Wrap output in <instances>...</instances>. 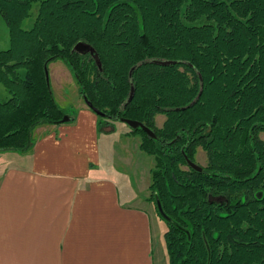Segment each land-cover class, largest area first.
<instances>
[{"label":"trees","instance_id":"1","mask_svg":"<svg viewBox=\"0 0 264 264\" xmlns=\"http://www.w3.org/2000/svg\"><path fill=\"white\" fill-rule=\"evenodd\" d=\"M0 13L11 96L0 103V153H28L37 127L76 120L46 75L63 60L105 114L99 131L127 119L156 135L131 131L155 157L148 201L168 227L170 264H264V0H0ZM198 147L209 161L201 172L187 163Z\"/></svg>","mask_w":264,"mask_h":264},{"label":"crops","instance_id":"2","mask_svg":"<svg viewBox=\"0 0 264 264\" xmlns=\"http://www.w3.org/2000/svg\"><path fill=\"white\" fill-rule=\"evenodd\" d=\"M54 73L57 89L60 76L72 79ZM90 110L36 128L28 153H0V264H170L156 208L104 163L110 134Z\"/></svg>","mask_w":264,"mask_h":264},{"label":"rangeland","instance_id":"3","mask_svg":"<svg viewBox=\"0 0 264 264\" xmlns=\"http://www.w3.org/2000/svg\"><path fill=\"white\" fill-rule=\"evenodd\" d=\"M37 12L38 6L35 5L32 11H30V19L27 20L24 24L26 29H29L32 26L33 21L37 16ZM9 48V29L0 13V51H5ZM82 54H90L96 57V54H94V50L93 52L87 51ZM56 67H61L65 69L68 73L70 71L72 76V79H66L64 76H60L61 87H59V89L55 87L53 77L55 76L54 68ZM48 70L50 71L49 81L54 99L63 111H65L66 113H71V115L68 114L69 116H74L79 114L80 109L82 107L88 108L85 101L80 95L79 85L77 84L74 75L67 63L60 59L55 60L54 62L48 65ZM10 97V93L0 83V103L7 101L8 99H10ZM160 115H157L156 117L159 118L155 120L157 126L159 128H162L163 124L166 121V116ZM96 116L97 118L99 117L98 115ZM108 123L109 125L101 127L100 131L98 130V133L100 134H110V137L104 140V146H106V148H104L103 153L104 163H107L108 161L115 171H119L123 178L128 179V182H135V187L139 189L143 196L148 195V197H150L151 185L153 183V169L155 167V157L149 156L141 150V136L139 134H131V131L133 129H131L127 124L119 120H108ZM51 125L52 124H43L40 126L51 128ZM261 138L264 140V133L261 134ZM195 163L203 168H206L209 165L208 156L202 147H198L196 150ZM183 168L185 170L188 169V167ZM149 202L151 201L149 200ZM152 205L154 206V208H156L153 202ZM155 225L156 242H165L164 235L168 227L166 223L160 217L157 216V213H155ZM164 246L166 247V243H164Z\"/></svg>","mask_w":264,"mask_h":264},{"label":"water","instance_id":"4","mask_svg":"<svg viewBox=\"0 0 264 264\" xmlns=\"http://www.w3.org/2000/svg\"><path fill=\"white\" fill-rule=\"evenodd\" d=\"M74 50H76V51H78V52H80V53H84V52H87V51H89V52H93V50L91 49V47H90L89 45L82 44V43L78 44V45L75 47ZM161 63H163V64H165V65H170V64H171V62H168V61L161 62ZM47 77H48V76H47ZM48 81H49V77H48ZM49 82H50V81H49ZM133 93H134V90L131 91V97H130V99L132 98ZM85 103H86V105H87L90 109H92V111H93L96 115H98V116H103V117L105 116V114H103L102 112H100V111L94 109L93 106H92V104H91L90 102H87V101L85 100ZM68 120H69L68 117H65L64 121H68ZM122 122L125 123V124H127V125H128L131 129H133V130H136V129H142V130H143V131H144L149 137H151V138H153V139L156 138V135L154 134V132H153L151 129H149V128L146 127L144 124H142V123H140V122H138V121H133V120H127V119H125V120H123ZM187 163H188L189 167L193 168L195 171L201 172V171L203 170V169L201 168V166H199V165H197V164L191 162L190 160H188ZM158 209H159V212H160V214L162 215V217L165 218L166 220H168V217H167L166 214L164 213V211H163V209H162V206H161L160 202H158Z\"/></svg>","mask_w":264,"mask_h":264},{"label":"bare ground","instance_id":"5","mask_svg":"<svg viewBox=\"0 0 264 264\" xmlns=\"http://www.w3.org/2000/svg\"><path fill=\"white\" fill-rule=\"evenodd\" d=\"M46 75L49 77V73H48V70H46ZM202 168V167H201Z\"/></svg>","mask_w":264,"mask_h":264}]
</instances>
